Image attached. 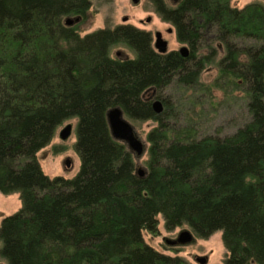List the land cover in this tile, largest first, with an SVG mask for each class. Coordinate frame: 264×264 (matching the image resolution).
I'll return each instance as SVG.
<instances>
[{
	"label": "trees",
	"instance_id": "16d2710c",
	"mask_svg": "<svg viewBox=\"0 0 264 264\" xmlns=\"http://www.w3.org/2000/svg\"><path fill=\"white\" fill-rule=\"evenodd\" d=\"M150 2L188 56L158 52L150 31L131 24L84 35L65 24L84 19L92 0H0V192L22 201L0 221L6 264H190L145 242L159 215L168 231L220 230L223 264H264V4ZM121 44L134 56H111ZM211 65L216 75L204 83ZM171 88L190 92L193 106L213 88L226 98L239 91L245 121L200 135L194 119H181L184 98L163 95ZM113 106L152 121L139 158L111 135ZM71 118L79 170L50 177L37 153Z\"/></svg>",
	"mask_w": 264,
	"mask_h": 264
},
{
	"label": "rangeland",
	"instance_id": "374dc122",
	"mask_svg": "<svg viewBox=\"0 0 264 264\" xmlns=\"http://www.w3.org/2000/svg\"><path fill=\"white\" fill-rule=\"evenodd\" d=\"M253 1H259L264 4V0H231V3L235 6L242 7ZM147 17H151L149 22H146ZM120 24H131L145 31H150L152 43L155 32L160 31L162 37L168 42L169 50L178 49L181 46V43L176 38L172 25L159 17L150 0H138L137 3H133L132 0H92L91 8L87 12L85 18L78 22H74L72 25L78 29L81 35H84L98 28L114 27ZM168 28H172V31L168 32ZM118 53L123 57L134 56V53L122 44L116 45L110 50V54L113 57H118ZM205 53H207V50ZM221 55L222 52L220 51L217 59ZM216 72L214 65L208 66L207 70L202 72L201 80L204 83L211 82ZM212 93L214 97H212L211 100L208 96H203L202 99L205 100L204 104L197 106H193L189 102L190 92L185 93L183 90L171 88L165 90L163 95H169L170 99H175L177 97V99H179V97L184 98L182 100L181 119H194L197 123V129L200 135H224L232 133L246 118L244 100L241 98L242 94L239 91H235L232 96H229L230 98H226L223 96L222 92L215 88L212 89ZM126 118L134 126L139 137L145 140V133L153 125L152 121H134L128 117ZM67 123L72 124V131L66 139H61L59 131ZM74 124V118L65 120L57 128L50 142L37 153L39 164L45 174L50 177L64 176L71 178L79 170L80 159L74 146L76 140ZM144 158L136 161L137 167L143 165L142 161ZM66 159L71 161L70 166H66ZM21 205L22 201L19 192H0V221L5 215L18 211ZM158 218L159 232L157 234L143 232L146 243L163 253L180 255L190 262V264H199L195 260L197 256H205L207 258L205 264H223L226 249L222 243L220 230L216 231L208 238H201L194 234L192 241L188 244L181 246L168 245L165 243L166 238L174 239L182 229L188 228L183 225L168 231L164 228L162 215H159ZM0 264H6L5 259L2 257H0Z\"/></svg>",
	"mask_w": 264,
	"mask_h": 264
},
{
	"label": "water",
	"instance_id": "95a60500",
	"mask_svg": "<svg viewBox=\"0 0 264 264\" xmlns=\"http://www.w3.org/2000/svg\"><path fill=\"white\" fill-rule=\"evenodd\" d=\"M176 1V0H173ZM133 3H137L138 0H132ZM81 16L70 17L65 19L66 25H72L74 22H78L81 20ZM126 19V18H124ZM151 17H147L146 22H149ZM172 28H169L168 31H171ZM153 47L160 53L168 52V42L166 39L162 37L160 31H156L153 39ZM179 53L186 57L189 54L188 47L183 44L178 48ZM153 109L155 112H160L162 110V102L159 99H155L153 101ZM107 122L110 128L111 135L117 139L123 141L130 151H132L137 158H139L144 152V140H142L137 134L134 126L128 119L124 116L122 109L119 106H113L107 110L106 113ZM72 131V124L67 123L64 127H62L59 131V136L61 139H66ZM66 166L71 165V161L66 159ZM136 171L139 176H143L145 171L142 166H138ZM193 233L191 230L182 229L176 238L170 239L166 238L165 243L168 245H184L188 244L193 239ZM196 262L199 264H205L207 258L205 256H197L195 258Z\"/></svg>",
	"mask_w": 264,
	"mask_h": 264
},
{
	"label": "flooded vegetation",
	"instance_id": "af4514ba",
	"mask_svg": "<svg viewBox=\"0 0 264 264\" xmlns=\"http://www.w3.org/2000/svg\"><path fill=\"white\" fill-rule=\"evenodd\" d=\"M172 27H173V26H172ZM168 29H169V28H168ZM168 29H167V31H168ZM173 30H174V28H173ZM171 31H172V30H171ZM171 31H168V32H171ZM174 32H175V31H174ZM152 45H153V44H152ZM181 45H183V43H181ZM173 50H177V51H178V49H173ZM169 51H171V50L168 49V52H169ZM178 52H179V51H178ZM166 53H167V52H166ZM187 56H188V55H187ZM118 57L123 58V56H122L121 54H119V53H118ZM125 57H128V56H125ZM180 246H181V245H180Z\"/></svg>",
	"mask_w": 264,
	"mask_h": 264
}]
</instances>
